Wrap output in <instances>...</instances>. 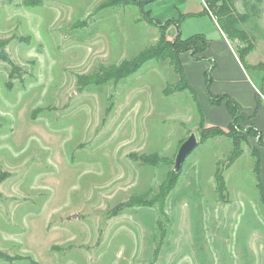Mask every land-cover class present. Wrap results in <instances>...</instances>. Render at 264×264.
<instances>
[{
	"label": "rangeland",
	"instance_id": "374dc122",
	"mask_svg": "<svg viewBox=\"0 0 264 264\" xmlns=\"http://www.w3.org/2000/svg\"><path fill=\"white\" fill-rule=\"evenodd\" d=\"M111 1L0 0V51L18 68L0 61V251L25 258L0 264H264L252 124H240L243 154L221 197L215 174L234 145L202 134L206 119L230 126L225 104L211 110L205 78L192 79L204 116L191 91L165 95L183 86L168 60L94 84L162 32L146 7ZM234 6L248 40L229 41L251 50L249 66L264 64V0ZM191 133L198 145L176 176ZM136 200L148 204L118 212Z\"/></svg>",
	"mask_w": 264,
	"mask_h": 264
},
{
	"label": "trees",
	"instance_id": "16d2710c",
	"mask_svg": "<svg viewBox=\"0 0 264 264\" xmlns=\"http://www.w3.org/2000/svg\"><path fill=\"white\" fill-rule=\"evenodd\" d=\"M237 0H205L207 5V12L209 14H212V16L216 19L217 25L219 28L222 29L226 37L230 41H234V39H239L240 41L246 43L248 40V36L246 32L239 28L238 25L241 21L245 20V16L240 15L235 11V2ZM137 5L139 9L142 7H146L147 2L144 0H112L109 3V6L111 5ZM147 12V11H146ZM147 15H149V20L155 23V25H158L160 27V30L162 31L159 35L158 41L154 45H150L149 47L145 48L140 54H138L133 59H129L122 61L119 65H113V67L105 70L101 73V75L94 81V84L96 85H102L109 82H121L125 79H128V76L136 73L139 71L143 65L149 61H169L170 67L175 71V73L179 76L180 82L183 83V86L181 87H175L173 90H165V95L170 96L173 95L174 92L178 91H185L189 90L193 94V97L195 98V102L197 105V94L196 91L188 84L186 75L184 74L182 62L180 60V55L183 53H191V56L199 60L198 55L204 54L209 48V39L206 35H194L191 37H188V39H183L180 35V22L183 19H179L178 21H168L165 23H160L158 21H154L151 19V15L147 12ZM176 25L178 30V35L171 41L167 38V31L168 28L171 26ZM250 49H243L238 52L239 58L241 63L243 64V67L247 71V73L251 74L250 71L259 73L264 72V64H258L257 66H249L246 62V57L250 53ZM0 61L7 62L11 66H13V73L18 68L15 66L11 60L8 57V54L5 53L4 50L0 51ZM215 66L210 67L206 72V90L208 92V95L210 97L211 103L214 105H220L221 103L226 104L228 108L229 115L232 119V123L228 127V129L225 131L222 128L218 127H206L203 130V136L205 138H215V137H221L225 136L232 140L234 145V153L232 157L228 159L227 167L225 168H217L216 174H215V181L218 184L217 190L221 197H223V193L226 191V180H224V171L226 168H230L238 158H240L243 154V150L240 149V145L243 142L244 139L239 137L241 134L240 124L244 120L250 121L252 117H247L244 113H242L239 104L235 103L232 98L228 94H223L218 96H213L211 92V85L213 82V71ZM261 74V73H260ZM252 75V74H251ZM253 77V75H252ZM260 94H258V103L261 105L262 96L264 97V76L260 78ZM200 111L201 106L199 105ZM202 114V113H201ZM254 133L257 135L259 140V145L264 147V142L262 139V134L259 130L255 128V126L251 125V131L247 134ZM251 136V135H250ZM254 156L256 157L255 161V169L254 172L257 173L258 178L259 174L261 172V164H260V154L259 150L257 149L254 152ZM132 158L137 161H141L143 164H150L153 166H156L159 162V158H150V156H142L141 158H137L136 154L132 155ZM176 175V174H175ZM177 174L176 176H178ZM3 177L0 175V183L2 181ZM170 183V184H169ZM168 190L167 192H170L175 187L174 184H171L169 182ZM258 189L260 190V193L262 194V202L264 204V194L262 192V184L258 183ZM148 202H144L142 200H136L132 204L124 203L117 207L118 212L122 211L123 209L130 207L132 205H147ZM116 215V214H114ZM25 258L22 257H9L4 252L0 251V260H3L5 262L12 263L14 260H23ZM29 259V258H26Z\"/></svg>",
	"mask_w": 264,
	"mask_h": 264
},
{
	"label": "crops",
	"instance_id": "0c3cea01",
	"mask_svg": "<svg viewBox=\"0 0 264 264\" xmlns=\"http://www.w3.org/2000/svg\"><path fill=\"white\" fill-rule=\"evenodd\" d=\"M144 1L147 2L146 11L151 15V19L154 21L165 23L168 21H178L183 18L179 26L180 35L183 39H188V37L194 35H213L214 32L216 33L219 31L222 40L214 42L209 39L210 48L204 52V54L198 55L199 60L194 59L190 52L180 55L187 82L194 89L192 86V84H194L192 79L197 77V75H200L202 77V82L205 78L206 83V70L211 67L212 61H214L215 68L211 85L213 96L219 97L220 95L228 94L235 103L239 104L242 113L247 117H252L249 122L260 131L264 142V97L262 96V101L260 102L261 105H259L257 98L258 94H260V73L255 72V77H252L251 74L247 73L240 61L238 52H236L222 29L219 28L216 19L212 14H209L206 11L207 5L205 0ZM177 35V27L172 24V26L168 28L167 38L172 41ZM218 44H220V46H217ZM256 80L259 81V85L255 83ZM208 98L207 102H210L212 106L210 108H213L211 109L212 111L221 108H216L219 105L211 103L209 95ZM197 100L200 105L198 95ZM225 107L228 111L226 104ZM201 113L202 116H204L203 109L201 110ZM229 119L231 124L232 119L230 115ZM205 124L206 127H218L225 131L228 129L225 128V124L218 125L217 120L212 122L206 119ZM256 147L260 154V176L264 181V147L257 144Z\"/></svg>",
	"mask_w": 264,
	"mask_h": 264
},
{
	"label": "water",
	"instance_id": "95a60500",
	"mask_svg": "<svg viewBox=\"0 0 264 264\" xmlns=\"http://www.w3.org/2000/svg\"><path fill=\"white\" fill-rule=\"evenodd\" d=\"M198 145V138L195 133H191L187 141H185L179 148L176 160L174 163L175 174H180L183 168V163L186 158L191 154L192 150Z\"/></svg>",
	"mask_w": 264,
	"mask_h": 264
},
{
	"label": "built area",
	"instance_id": "2783aa9c",
	"mask_svg": "<svg viewBox=\"0 0 264 264\" xmlns=\"http://www.w3.org/2000/svg\"><path fill=\"white\" fill-rule=\"evenodd\" d=\"M217 22V21H216Z\"/></svg>",
	"mask_w": 264,
	"mask_h": 264
}]
</instances>
